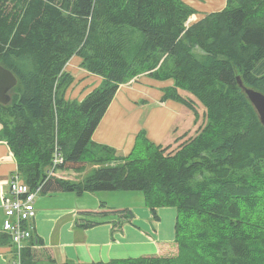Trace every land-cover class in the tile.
Listing matches in <instances>:
<instances>
[{"label":"trees","instance_id":"16d2710c","mask_svg":"<svg viewBox=\"0 0 264 264\" xmlns=\"http://www.w3.org/2000/svg\"><path fill=\"white\" fill-rule=\"evenodd\" d=\"M196 13L183 0H0V63L18 78L11 102L0 103V138L22 178L43 194L141 190L154 219L177 209L178 255L91 264H264V125L239 84L264 93V0H227L188 25ZM74 56L102 77L83 100L66 98ZM142 74L174 79L163 100L196 120V101L207 108L210 121L176 153L145 130L127 156L93 140L120 86ZM57 147L62 172L80 177L49 176ZM80 213L82 226L111 222L113 233L135 217L103 203ZM54 260L38 236L21 252V264Z\"/></svg>","mask_w":264,"mask_h":264},{"label":"crops","instance_id":"0c3cea01","mask_svg":"<svg viewBox=\"0 0 264 264\" xmlns=\"http://www.w3.org/2000/svg\"><path fill=\"white\" fill-rule=\"evenodd\" d=\"M183 1L196 9L195 20L220 11L227 4V0ZM81 62L80 56H74L68 63L67 68L75 79L66 92L67 99L83 100L102 83V77L83 69ZM174 84V79L160 80L150 74L122 84L94 131L93 140L116 148L124 156L131 154L138 135L144 130L148 139L156 144L171 142L173 136L186 128V124H176L185 106L173 99L163 100L166 88ZM17 170L16 158L8 143L0 138V264H18L13 247L3 238L4 196L9 193L11 177ZM102 203L107 207L130 208L135 217L115 233L111 222L82 226L80 212L96 210ZM158 215L159 219L153 218L141 190L97 191L82 195L68 191L40 193L36 197V216L32 222L33 237L44 240L56 264L68 261L91 264L164 254L174 243L177 209L161 207Z\"/></svg>","mask_w":264,"mask_h":264},{"label":"built area","instance_id":"2783aa9c","mask_svg":"<svg viewBox=\"0 0 264 264\" xmlns=\"http://www.w3.org/2000/svg\"><path fill=\"white\" fill-rule=\"evenodd\" d=\"M64 163V155L57 147L53 154L49 176ZM42 193V184L31 187L17 170L13 173L9 193L4 196L3 230L9 234L17 263L21 264V252L33 238V219L36 216V197Z\"/></svg>","mask_w":264,"mask_h":264},{"label":"rangeland","instance_id":"374dc122","mask_svg":"<svg viewBox=\"0 0 264 264\" xmlns=\"http://www.w3.org/2000/svg\"><path fill=\"white\" fill-rule=\"evenodd\" d=\"M200 19L195 20L194 19V16H193V17H191L188 20V25L194 24L195 22H198ZM188 92L189 91L186 92V94H187L188 97L195 98V95L194 94H192L190 92L188 93ZM12 97H13V93H12ZM196 106H197V109L199 111V116H198V119L197 120H196V116L194 115V113L192 112V110L189 109L187 106H185V109H184L183 113L180 115L179 120L177 121L176 124H180L181 126H183L184 124H186V128L184 130H182L180 134H178L176 136H173L172 137L173 139H172L171 142H168V143H171V145H172L171 147L167 148L168 146H165V145L163 146L164 148H166L167 153H169V152H174V153L178 152V150L181 149L180 144L182 142L187 141L190 137L196 136L197 133L200 131V129L203 126H205L204 124H207L210 121V117H209V115L207 113L206 106L203 105L199 101H196ZM184 132H187L186 137H182L181 139L177 140V138L180 135H182ZM62 171L63 170L59 167L56 170L55 174H59L60 173V175L63 176V177H67V176L70 177V174H73V178H72L73 180L75 178H78V177L81 176L80 174H78V172L67 171V170H64V172H62ZM263 191H264V188H263ZM261 208H264V203L262 204V207ZM258 210L260 211V208ZM195 247L196 246H194L193 248H195ZM197 250H198L197 253L200 254L198 247H197ZM201 252H202V250H201ZM164 254H167L168 256L169 255H173V256L178 255L179 254V247H178V245L176 243L173 244V245H171L167 249L166 253H164ZM207 259L209 260L210 258L207 257Z\"/></svg>","mask_w":264,"mask_h":264},{"label":"water","instance_id":"95a60500","mask_svg":"<svg viewBox=\"0 0 264 264\" xmlns=\"http://www.w3.org/2000/svg\"><path fill=\"white\" fill-rule=\"evenodd\" d=\"M18 83L15 73L0 63V103L9 104L12 100V91ZM239 84L247 93L250 101L255 107L261 123L264 125V93L254 88L246 87L242 80Z\"/></svg>","mask_w":264,"mask_h":264}]
</instances>
